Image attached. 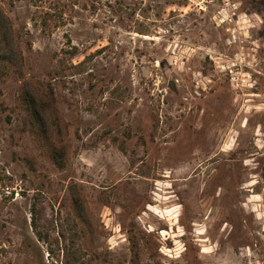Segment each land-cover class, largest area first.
I'll list each match as a JSON object with an SVG mask.
<instances>
[{
  "label": "rangeland",
  "instance_id": "1",
  "mask_svg": "<svg viewBox=\"0 0 264 264\" xmlns=\"http://www.w3.org/2000/svg\"><path fill=\"white\" fill-rule=\"evenodd\" d=\"M0 4L67 146L55 167L0 79V264H130V231L141 264H264V0Z\"/></svg>",
  "mask_w": 264,
  "mask_h": 264
},
{
  "label": "trees",
  "instance_id": "2",
  "mask_svg": "<svg viewBox=\"0 0 264 264\" xmlns=\"http://www.w3.org/2000/svg\"><path fill=\"white\" fill-rule=\"evenodd\" d=\"M30 1L32 3L39 2L41 6L45 7V4L56 0ZM57 3L59 5V1ZM43 22L44 26L48 25L46 19ZM21 40L22 36L14 30L11 19L0 4V79L13 74L19 80L15 111H17L16 116L22 125V131L28 133L37 150L47 160L55 167L62 168L67 156L66 132L64 121L60 117L56 105L54 87L50 81L26 78L23 54L20 48ZM73 50L70 51L71 56L77 54V51ZM68 192L74 214L88 225V208L84 195L74 184L68 187ZM30 215L29 226L39 236L37 226L40 215L34 204L30 207ZM128 240L130 264H141L140 245L133 231H130ZM27 247L30 245L28 244Z\"/></svg>",
  "mask_w": 264,
  "mask_h": 264
}]
</instances>
